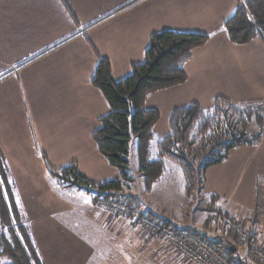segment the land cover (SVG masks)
<instances>
[{
  "label": "crops",
  "instance_id": "obj_1",
  "mask_svg": "<svg viewBox=\"0 0 264 264\" xmlns=\"http://www.w3.org/2000/svg\"><path fill=\"white\" fill-rule=\"evenodd\" d=\"M241 1L0 0V152L42 264H192L127 220L104 217L89 196L58 194L47 169L75 164L94 184L119 178L92 139L110 110L92 77L99 57L109 62L114 80L127 77L132 65L144 62L158 31L209 38L192 50L184 83L145 101L159 113L157 138L170 133L177 108L210 109L217 98L264 103V38L234 45L222 28ZM135 173L128 189L136 185L137 191L131 194L154 215L148 214L165 220L143 200L151 192L143 191L138 168ZM203 179L210 203H223L226 234L216 237L229 238L227 223L237 220L253 241L264 242V134L255 146L232 149ZM232 246L239 264H252L236 241Z\"/></svg>",
  "mask_w": 264,
  "mask_h": 264
},
{
  "label": "trees",
  "instance_id": "obj_2",
  "mask_svg": "<svg viewBox=\"0 0 264 264\" xmlns=\"http://www.w3.org/2000/svg\"><path fill=\"white\" fill-rule=\"evenodd\" d=\"M222 28L234 45L246 44L257 36L264 38V0H242ZM208 38L199 33L155 32L150 36L144 62L132 65L130 74L118 81L111 76L109 62L98 58L91 83L101 92L110 110L99 119V127L93 132L92 139L99 153L120 175L116 180L94 184L75 164L58 170L48 168L47 177L55 192L60 194L62 190L74 189L105 199L121 193L134 179L128 173V156L129 143L135 138L138 172L144 191L149 192L161 179L165 161H170L181 169L185 195L190 196L196 183L195 169L184 152L191 151L198 143L206 146L210 138L220 132L212 146L219 153L212 158H203L198 168L202 183L204 171L226 160L232 149L255 146L260 142L264 134V104H232L224 98H217L210 109H203L198 104L175 109L169 118L170 133L161 138L155 136L153 128L159 113L147 109L145 101L155 92L184 83V65L192 50ZM210 238L223 246L226 243L233 245L236 241L235 237ZM249 238L252 240L250 234ZM226 251L229 259H236L228 248ZM0 264H42L29 228L22 219L14 184L1 152Z\"/></svg>",
  "mask_w": 264,
  "mask_h": 264
},
{
  "label": "rangeland",
  "instance_id": "obj_3",
  "mask_svg": "<svg viewBox=\"0 0 264 264\" xmlns=\"http://www.w3.org/2000/svg\"><path fill=\"white\" fill-rule=\"evenodd\" d=\"M129 75V74H128ZM11 77V76H9ZM252 103V102H251ZM253 103H257L254 102ZM261 102H259L260 104ZM264 104V103H263ZM35 115V111H33ZM18 114H14V120L17 119ZM19 118V117H18ZM36 120V115L34 116ZM27 124L29 123L28 119H26ZM250 131V129H249ZM213 136L210 138V143H207L206 146L198 143L194 149L191 151H186L184 154L187 158L191 161L192 166L195 169V188L190 196L185 195V183L181 169L173 164L170 161H165L166 164V174L164 175L161 181L159 180L157 183L154 184L155 186L151 187V192L149 195H143V200L148 203L149 205L153 206L157 210H159V215L166 218L171 225L177 228H190L201 235L206 236L207 238L215 237V236H222L224 237L226 234V228H224L221 224V201H215L214 203H210V198L208 195L202 193V183L200 181V171H198L199 166L203 163V158H212L214 155L219 153V150L214 149L213 142L217 140L218 135ZM209 140V139H207ZM136 147H137V140L135 138H131L129 143V169L128 173L130 175H136L135 171L137 170V155H136ZM260 182H258L259 184ZM260 186V185H259ZM136 185L132 187V189L124 188L121 193L112 196V197H122V198H129L136 202V206L139 211L141 212H149L144 210L139 201H137L132 195L135 194ZM139 187V185H138ZM144 191V188H143ZM145 192V191H144ZM84 194L89 196L90 201L93 204V207L100 212H104V217L107 215L110 218H117L112 214H109L103 210L98 209L95 207V202L100 197H94L91 194L81 192L74 189H65L60 191V194ZM132 193V194H131ZM136 197V196H135ZM150 213V212H149ZM156 213H158L156 211ZM153 214V213H150ZM154 215V214H153ZM102 216V214H100ZM259 218V216H258ZM122 219V218H121ZM258 220V219H257ZM241 224V223H240ZM224 225V224H223ZM242 225V224H241ZM244 228L246 226L242 225ZM248 229V226L246 227ZM151 237V236H150ZM260 246L264 250V242L259 241ZM185 261V260H184ZM187 262V261H186Z\"/></svg>",
  "mask_w": 264,
  "mask_h": 264
},
{
  "label": "built area",
  "instance_id": "obj_4",
  "mask_svg": "<svg viewBox=\"0 0 264 264\" xmlns=\"http://www.w3.org/2000/svg\"><path fill=\"white\" fill-rule=\"evenodd\" d=\"M250 130L252 127L249 128ZM95 207L117 218L127 220L140 228L146 235L162 241L180 259L192 264H239L237 259H229L225 246L216 244L190 228H177L166 220L141 212L136 202L129 198L100 197ZM229 237H235L236 247L243 250L253 264H264V250L260 244L249 238V232L238 222L227 223Z\"/></svg>",
  "mask_w": 264,
  "mask_h": 264
},
{
  "label": "water",
  "instance_id": "obj_5",
  "mask_svg": "<svg viewBox=\"0 0 264 264\" xmlns=\"http://www.w3.org/2000/svg\"><path fill=\"white\" fill-rule=\"evenodd\" d=\"M228 245V248L230 249V250H234V248H233V246L231 245V244H227Z\"/></svg>",
  "mask_w": 264,
  "mask_h": 264
},
{
  "label": "snow or ice",
  "instance_id": "obj_6",
  "mask_svg": "<svg viewBox=\"0 0 264 264\" xmlns=\"http://www.w3.org/2000/svg\"><path fill=\"white\" fill-rule=\"evenodd\" d=\"M249 19H251V17H249Z\"/></svg>",
  "mask_w": 264,
  "mask_h": 264
}]
</instances>
